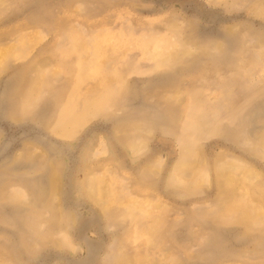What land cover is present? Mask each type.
<instances>
[{"label": "rangeland", "instance_id": "rangeland-1", "mask_svg": "<svg viewBox=\"0 0 264 264\" xmlns=\"http://www.w3.org/2000/svg\"><path fill=\"white\" fill-rule=\"evenodd\" d=\"M0 264H264V0H0Z\"/></svg>", "mask_w": 264, "mask_h": 264}]
</instances>
